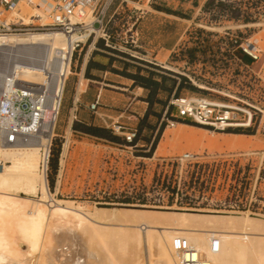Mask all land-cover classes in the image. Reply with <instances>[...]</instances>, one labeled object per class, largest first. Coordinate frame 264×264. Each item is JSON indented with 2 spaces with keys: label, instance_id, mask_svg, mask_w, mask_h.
I'll return each mask as SVG.
<instances>
[{
  "label": "rangeland",
  "instance_id": "1",
  "mask_svg": "<svg viewBox=\"0 0 264 264\" xmlns=\"http://www.w3.org/2000/svg\"><path fill=\"white\" fill-rule=\"evenodd\" d=\"M44 1L47 0H38L37 5ZM156 1L163 6H149V58L133 52L140 41L139 38L135 44L130 43L131 37H139L138 14L126 7L108 24L107 41L99 37L101 33L95 34L90 40L97 39V49L91 50L92 46L86 43L82 49L74 50L50 140L48 167L40 164L39 171L56 199L88 211L97 207H117L120 213L138 209L147 216L163 219L182 211H233L253 214L264 223L263 132L256 131V126L214 131L182 122L186 120H177L173 126L169 123L176 111L170 101L180 95L225 99L233 105L245 101L264 110V0ZM156 7L164 8L165 13L177 11L186 19L158 13L154 11ZM145 9L146 5L141 7L142 11ZM30 13L35 10L20 6L18 15L27 23ZM250 42L260 48V59L251 60L241 51L239 44ZM105 43L111 47L106 48ZM173 43L177 44L170 52L156 51ZM125 48H131V53L141 59H149V64L138 59V64L121 59L116 50ZM88 54L91 65L84 69L82 60L85 56L86 61ZM244 64L255 73L260 71L262 79L250 77L251 72ZM138 72L158 81L149 103L145 101L147 90L134 88L130 93L126 89L120 94V88L129 87L120 82L129 83L120 76ZM100 90V105L92 110L89 105ZM140 92L139 99L147 102L142 117L137 113L142 112L144 104L135 98V93ZM222 95H231V99ZM114 121L125 127L123 131L135 127V140L126 143L122 130H112ZM93 127H102L104 137L87 133ZM34 138L45 149L37 133ZM184 152L195 156L189 162H181L178 156ZM9 164L0 153V168ZM56 231L54 235L51 233L52 240L40 255L39 264H67L76 254L80 255L78 264H136L138 248L134 241L118 248L113 241L107 242L105 233L87 245V233L81 229ZM18 244L26 249L24 243ZM141 258L144 264H176L169 247L144 245Z\"/></svg>",
  "mask_w": 264,
  "mask_h": 264
},
{
  "label": "bare ground",
  "instance_id": "2",
  "mask_svg": "<svg viewBox=\"0 0 264 264\" xmlns=\"http://www.w3.org/2000/svg\"><path fill=\"white\" fill-rule=\"evenodd\" d=\"M47 1L37 6L38 0H34L35 13L41 17L42 23L45 22L42 18L47 17ZM24 22L27 23V20L24 19ZM85 37L86 35L50 30L11 35L1 43L0 57L11 60L13 56L24 53L27 58L25 61H9L8 70L12 72L14 80L21 86L44 84L52 89L53 95L59 94L62 83L70 72L71 45L78 40L84 41ZM34 49L40 50V53L32 54ZM51 105L57 106L55 96H52ZM53 127L52 121L45 123L37 133L44 142L45 150L53 136ZM18 139L14 143L0 141V153L10 163L0 168V264H39L40 255L52 240L51 233L54 235V231L57 232L59 228L81 229L84 234L87 233V245L94 243L97 236L105 233L108 235L107 242L113 241L118 248L134 241L138 248L136 264H144L141 258L144 245L172 249L176 239H185L196 246L210 259L211 264H264V244H260V241L264 243V223L255 215L196 210L197 212H175V216L163 219L147 216L140 212L143 210L138 209H126L121 213L117 212L120 209L117 207L84 210L56 199L49 190L44 175L39 171L41 146L37 139L34 136L25 139L19 136ZM18 192L35 196L37 194L38 197H23ZM256 233L260 236L255 237ZM212 235L220 239L217 252L209 250ZM255 238L258 240H253ZM19 242L24 243L26 249L21 248ZM72 249L74 252V248ZM43 255L45 256V252ZM93 255L91 256L94 257ZM79 256L76 254L73 261L67 264H78ZM80 262L82 263L81 260Z\"/></svg>",
  "mask_w": 264,
  "mask_h": 264
},
{
  "label": "built area",
  "instance_id": "3",
  "mask_svg": "<svg viewBox=\"0 0 264 264\" xmlns=\"http://www.w3.org/2000/svg\"><path fill=\"white\" fill-rule=\"evenodd\" d=\"M48 2V9L45 11L47 17L44 23L41 22V17L37 13H30L28 15L30 21L25 23L23 17L18 15L20 6L27 5L34 10V6H36L34 5V0H0V54L1 43L11 35L42 30L57 31L63 34L76 33L78 35H86L84 41L78 40L71 45L72 59L74 50L77 47L82 49L81 46L86 43H88V47L92 46L91 50L96 49L97 39L90 40L91 36L101 33L99 37L107 41L110 37L107 32L108 24L122 8L120 6L115 7L109 15L108 11L113 0H48ZM136 40L137 38L131 37L130 43L135 44ZM125 43H128V41H125ZM105 44L111 47L107 43ZM239 47L251 60L260 59L261 50L255 43L239 44ZM125 49L122 52L135 59L142 60L131 53V48ZM31 53L36 55L40 53V50L34 49ZM26 59L24 53L12 57V61L18 60L22 62ZM8 60L5 57H0V74L4 75L3 77L0 75V141L3 143H14L19 140V136H22L23 139L34 136L41 131L42 125L45 123L52 121L55 126L66 78L62 83L59 94L55 93L54 95L52 89L44 84L40 86H21L17 80H14V76H11L12 72L8 70V66H10ZM238 61L240 62V60ZM244 66L249 69L248 64H244ZM46 71L48 72L49 70L46 69ZM249 71L251 72L249 76H253L254 80L262 79L259 75L260 71L259 73H255L251 69ZM188 78L192 81L190 77ZM177 80L179 82L180 78L177 77ZM198 89L200 88L198 87ZM100 92L97 93L95 99L89 105L90 109L95 110L100 105ZM52 96L57 99L56 107L51 105ZM222 96L231 99V95ZM170 104L176 107L174 118L169 121L170 126L177 123L175 122L177 120H186L214 131H227L228 129L239 127L254 128L256 126V131H262L264 134V110L253 103L244 101L242 105H233L225 99L215 100L205 96L180 95L172 98ZM47 119L48 121L46 122ZM124 128L118 121H114L112 125L113 131L119 132L122 130L121 133L126 143L133 142L137 135V129L132 127L123 131ZM50 155L49 143L46 150L44 148L41 149V167L47 169ZM194 156L195 154L193 153L184 152L178 156V160L189 162ZM219 248L220 239L212 235L209 240L210 252H217ZM172 252L176 264H211L210 259L204 256L200 249L185 239H176ZM27 264L34 263L30 262Z\"/></svg>",
  "mask_w": 264,
  "mask_h": 264
},
{
  "label": "crops",
  "instance_id": "4",
  "mask_svg": "<svg viewBox=\"0 0 264 264\" xmlns=\"http://www.w3.org/2000/svg\"><path fill=\"white\" fill-rule=\"evenodd\" d=\"M144 5L147 6V9L142 11L141 7H143ZM152 5L161 6L162 4L157 2L156 0H113L111 6L109 8V11H110V9H114L117 6L122 7L121 8L122 11L125 10L124 9L125 7L126 8H133V9H131L132 11H130V12L138 14V19H137L138 23H137V26H136L137 27L136 31H138V34H139V37H137V40L140 38V41H139L138 44L135 45L134 51L133 50H131V51H133L134 53H141L145 58H149V6H152ZM156 9L154 11H156L158 13H163V14H166V15H172L171 13L168 14V12L165 13L166 10L164 8H162V7H156ZM139 10H141V11H139ZM109 11H108V13H109ZM119 12H120V10H119ZM176 13H178V12L176 11ZM183 19H186V18H183ZM176 44L177 43L163 45L159 49H157L156 51L159 52V51L165 50L167 52H170V51H172L174 49ZM99 45H101V44H99ZM90 52H91V50H90ZM152 52L154 53L155 51L152 50ZM85 56H86V54H85ZM116 56H118V55H116ZM84 57H83V60H82V64H84V69H87V65H88V62H89V54H88V57H87L86 61H84ZM120 58L123 59V60H127V61H130V62L138 64V61L128 60V59L124 58L123 56H120ZM139 58H141V57H139ZM142 61L146 62L147 64H149V59H143L142 58ZM139 65H140V63H139ZM144 66H146L149 69V66H147V65H144ZM117 76H120V75H117ZM120 77H122L123 79H126L127 81H129V83H127L125 81L124 82L120 81L122 84H124V86L126 84H128V86H129L128 88L127 87L120 88L122 90L120 94H123V92H126L125 91L126 89L130 93L134 92L133 91L134 88L139 89L141 92L146 90L143 87L135 84V81L133 79L128 78V77H123V76H120ZM141 92L140 93H135L136 94L135 98H137L136 102H140L141 104H144V105H142L143 106L142 112L137 113L138 117H142V115L144 114V112L146 110V104H147V102L139 99L138 95H140ZM100 96H101V92H100Z\"/></svg>",
  "mask_w": 264,
  "mask_h": 264
},
{
  "label": "trees",
  "instance_id": "5",
  "mask_svg": "<svg viewBox=\"0 0 264 264\" xmlns=\"http://www.w3.org/2000/svg\"><path fill=\"white\" fill-rule=\"evenodd\" d=\"M168 13L179 15V14L173 13V12H168ZM180 17H183V16H180ZM183 18H185V17H183ZM100 40L101 41H99V44H102L103 40L102 39H100ZM106 48H110V47H106ZM116 52L119 55L126 56L127 58H130V59L132 58V60L135 59V58L133 59V57H131L130 55H128L125 52H122V51H119V50L118 51L116 50ZM135 60L137 61V59H135ZM90 65H91V61L88 62L87 69L90 68ZM126 76L127 77H131V79H133L135 81V84L143 87L144 89H146L148 91V95H147L145 101H147L149 103L151 101L150 97H151L152 93L154 92L155 87L158 85V83H157L158 81H155L153 79V77H150V78L149 77H145V76L141 75L140 72L135 73V74H133L131 76H129V75H126ZM162 79H164V77H162ZM182 122L198 126V124H195V123H192V122H187V121H182ZM103 130L104 129L102 127H93L91 129H88L87 133H90L91 135H94V136H97V137H104V135H102Z\"/></svg>",
  "mask_w": 264,
  "mask_h": 264
}]
</instances>
